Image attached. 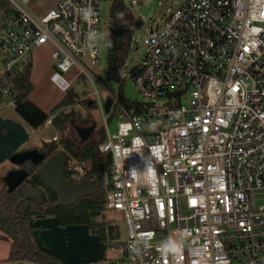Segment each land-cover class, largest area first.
<instances>
[{
  "label": "built area",
  "instance_id": "2783aa9c",
  "mask_svg": "<svg viewBox=\"0 0 264 264\" xmlns=\"http://www.w3.org/2000/svg\"><path fill=\"white\" fill-rule=\"evenodd\" d=\"M30 1L0 0L1 11H11L0 27V104L15 109L12 70L47 43L57 89L67 93L85 77L92 83L105 135L99 171L72 156L66 170L72 182L95 183L109 167L103 210L124 232L102 241L106 263L264 264V0L182 1L143 39L144 55L129 75L141 99L123 93L125 105L116 89L107 113L84 64L99 62L101 0H58L41 14ZM89 7L95 15L86 21ZM79 98L86 104L87 96ZM151 123L157 130L148 142ZM137 137L143 148L127 157ZM170 239L179 251L165 253Z\"/></svg>",
  "mask_w": 264,
  "mask_h": 264
},
{
  "label": "rangeland",
  "instance_id": "374dc122",
  "mask_svg": "<svg viewBox=\"0 0 264 264\" xmlns=\"http://www.w3.org/2000/svg\"><path fill=\"white\" fill-rule=\"evenodd\" d=\"M57 1L58 0H31L26 6L29 9H34L36 14H41L50 6H54ZM182 1L184 0H138L137 6L134 7L130 5L129 0H124L125 7L129 9L133 16L135 31L132 32L131 47L127 53L126 59L123 65L118 69V79L109 80L106 78V50L107 47L112 43V34L108 30V9L111 1L101 0L100 7L103 20L100 26L102 29V34L98 41L99 62L96 65H90L87 62H84L87 71L93 76V83L99 92L100 100L105 101L107 97L114 93L116 89L119 90V88H121L126 99H141L139 93L134 87L133 82L130 80L129 75L135 65L144 55L143 39L150 33V27H161L168 15ZM1 10L2 9H0V27L7 20L6 16ZM53 51L54 47L48 43L40 48H33L12 70V76L27 75V83L30 87V92L27 98L41 110L46 112L48 114V119L53 117L51 123L46 124L45 121L44 124L39 128L31 129L18 116V114L15 112V109L11 108L5 103L0 104V115L20 122L29 134V138L20 145L19 150L41 148L46 143L44 139H50L52 137H57V139L55 141L51 140L47 143H55L59 149H63L62 139L73 135V131L70 129L69 122L65 118V114H68L69 112L73 113V117L76 118L78 122L84 120L87 116H90L94 120L93 122L95 129H99L103 126V119L96 96L92 94V91L94 90L93 85L86 77L81 80L75 79V81L72 83L71 90L75 92L76 99H80V96H87L86 104L88 107H86L85 101L80 103L74 99L72 103H79L81 106V108H78V110H75V108H69L68 105L71 103L68 105L61 104L66 93H63L57 89L48 79L49 74L54 69V61L51 57V53ZM65 76H74V70L66 73ZM108 122L110 130L114 131L117 119H111ZM144 128L150 130L147 141H152L151 134L157 130V126H155V123H151L149 125H144ZM77 132L80 135L84 134L82 128H79ZM10 167V163L7 162L0 164L1 192L5 187L2 176L5 175L7 169H10ZM108 170L109 167L107 164H105L101 174H98V180L94 183L96 189L100 191L99 193L101 197L95 201L97 215L93 221L96 223V226L92 227L91 230L96 231L100 229L103 230L105 234H110V238L114 236L113 239H118L123 237V222L121 220H113V216L115 215L114 212H107L103 210L105 192L108 187ZM94 171L98 173L99 168H95ZM60 210H62V208L57 210V214L61 212ZM82 210L83 209H81V211ZM73 211L75 210L72 209L71 213ZM76 212L79 211L76 209ZM86 215L89 217L88 213ZM111 226L112 231L107 232ZM7 236L8 238L10 237L8 234ZM110 238L107 237V240ZM6 248L7 246L5 245V241L1 238L0 255H4ZM101 262L106 263L104 259Z\"/></svg>",
  "mask_w": 264,
  "mask_h": 264
},
{
  "label": "trees",
  "instance_id": "16d2710c",
  "mask_svg": "<svg viewBox=\"0 0 264 264\" xmlns=\"http://www.w3.org/2000/svg\"><path fill=\"white\" fill-rule=\"evenodd\" d=\"M110 1L111 3L108 9V30L112 34V43L106 50V78L109 80H117L118 69L123 65L130 49L132 39L130 27L133 25V16L129 9L124 6L122 0ZM2 7L3 4H0V9H2ZM2 13L7 19L11 11L7 9L2 11ZM120 14L123 15L121 16ZM13 81L18 88L15 112L31 129L39 128L47 120L48 114L28 100L27 96L30 92V87L27 83V75L13 76ZM118 93L120 101L128 105L130 101L123 98L121 88H119ZM74 97H76V94L70 89L65 94L61 104H70ZM65 118L69 122L73 135L62 139L63 149H59L55 143L46 145V155L49 156L61 152L66 158L72 156L78 160H92L95 170L98 166L96 162H100L101 160L100 154L97 151V145L105 137L103 128L95 129L94 120L90 116L78 122L76 118L73 117V113L69 112L65 114ZM79 128H82L84 131L85 135L83 137L77 132ZM29 172L30 179L23 182L20 187L8 193L5 186L0 194V227L12 240L8 258L4 262L33 261L40 264H66L56 257L39 250L33 240L32 221L38 217L57 216V210L59 208L53 206L57 200L56 193L50 187L46 186L36 173H33L32 170ZM30 183H33L34 188L41 191V202L22 197L21 189L27 187ZM39 187L44 188L45 193ZM26 201L27 205L25 204ZM87 213L89 214L86 209L82 210L80 216L82 220L70 221V219H64L62 222L64 224H69L70 222L88 223L87 220H85L89 218L86 215ZM94 215H97L96 210L94 211ZM95 226L96 223L94 221L89 224L90 228ZM111 231L112 226L107 232ZM92 232L99 234L104 243L107 241V237H111L110 234L107 235V233L105 234V232L100 229ZM104 261L106 262V260ZM90 264L109 263L98 262Z\"/></svg>",
  "mask_w": 264,
  "mask_h": 264
},
{
  "label": "water",
  "instance_id": "95a60500",
  "mask_svg": "<svg viewBox=\"0 0 264 264\" xmlns=\"http://www.w3.org/2000/svg\"><path fill=\"white\" fill-rule=\"evenodd\" d=\"M111 99L104 102V111H109ZM29 138L25 127L9 117L0 116V164L9 161L17 168L9 169L3 176L8 193L17 189L27 178V170L20 167L24 162L34 166L44 160V154L36 149L18 151ZM66 157L57 152L48 157L38 167L36 175L58 195L55 207L74 205L83 196H97L93 182L85 178L79 182L69 183L63 174ZM23 198L41 200V193L34 187L21 189ZM27 205V201L25 202ZM32 236L37 248L66 264L98 263L104 258V243L100 235L91 233L84 223L60 225L58 217H38L32 221ZM0 264H40L33 261L0 262Z\"/></svg>",
  "mask_w": 264,
  "mask_h": 264
},
{
  "label": "flooded vegetation",
  "instance_id": "af4514ba",
  "mask_svg": "<svg viewBox=\"0 0 264 264\" xmlns=\"http://www.w3.org/2000/svg\"><path fill=\"white\" fill-rule=\"evenodd\" d=\"M84 136V134H82V137ZM49 143H45L44 144V146H42L41 148H38V149H36L37 151H39V152H42L45 156H44V160H46L48 157H50L51 155H49V156H47L46 155V153H45V150H46V145H48ZM24 150H27V149H21V150H19V148H18V151H24ZM43 160V161H44ZM66 160H67V158H66ZM43 161L42 162H40L38 165H36V166H34L33 164H31L30 162H24L20 167H18V168H24L25 170H27V178L23 181V182H25L26 180H29L30 179V170H32L33 171V173H36V171H37V169H38V167L43 163ZM5 162H7V163H10L9 161H5ZM10 165H11V167H10V169H14V168H17V166H15V165H13V164H11L10 163ZM9 169H7V171H8ZM7 171H6V173H7ZM5 173V174H6ZM63 174H64V177L67 179V181L69 182V183H73L71 180H70V178H69V175H68V172H67V170H66V161H65V164H64V167H63ZM2 180H3V176H2ZM22 182V183H23ZM93 185H94V183H93ZM6 186V185H5ZM21 186V185H20ZM19 186V187H20ZM27 187H34V184L32 183H30L29 185H27ZM27 187H25V188H27ZM95 187V186H94ZM44 193H45V189L44 188H42V187H39ZM52 189V188H51ZM95 189H96V187H95ZM53 190V189H52ZM97 190V189H96ZM54 191V190H53ZM55 192V191H54ZM40 193H41V191H40ZM56 193V192H55ZM97 196H92V195H88V196H83V197H80V198H78L77 199V201H76V203L74 204V205H71V206H67V207H55L54 205H55V203L57 202V200H58V195H57V193H56V195H57V200H56V202L53 204V206L55 207V208H59V209H61L62 208V210H60L61 212L56 216V217H58V220H59V224L60 225H66V224H64L62 221L64 220V219H66V220H69L70 219V221H78V220H80L81 218H80V216H81V213H82V211H81V209H86V211L87 212H89V218L88 219H85V220H87V222L88 223H85V224H87L88 226H89V224H91L92 222H93V220L95 219V217H96V215H94V211L96 210V208H95V201H96V199H99L100 197H101V195H100V193L97 191ZM32 200H37V201H39V202H41L42 201V194H41V200H38V199H32ZM79 207H80V210H79ZM82 207V208H81ZM58 209V210H59ZM72 209H74L75 211H73L72 213H71V210ZM76 209L79 211V212H76ZM104 209V208H103ZM81 211V212H80ZM82 220V219H81ZM70 223H74V222H70ZM69 223V224H70ZM75 223H78V222H75ZM89 230H90V232H91V228L89 227ZM91 233H93V232H91ZM33 237V236H32Z\"/></svg>",
  "mask_w": 264,
  "mask_h": 264
},
{
  "label": "clouds",
  "instance_id": "9594fccd",
  "mask_svg": "<svg viewBox=\"0 0 264 264\" xmlns=\"http://www.w3.org/2000/svg\"><path fill=\"white\" fill-rule=\"evenodd\" d=\"M94 15L95 13L90 7L82 10V16L86 21L89 20ZM120 15L122 16L123 14H120ZM143 143L144 142L142 138H139V137L135 138L133 141L132 148L125 150L127 152V157H129V155L132 152L140 153L143 148ZM136 174L137 173L135 171L132 172V176H135ZM152 174L153 175L155 174L154 170H152ZM180 248H181V245L179 244V242L175 240H171V239L163 245V250L165 251V253L176 252V251H179Z\"/></svg>",
  "mask_w": 264,
  "mask_h": 264
},
{
  "label": "crops",
  "instance_id": "0c3cea01",
  "mask_svg": "<svg viewBox=\"0 0 264 264\" xmlns=\"http://www.w3.org/2000/svg\"><path fill=\"white\" fill-rule=\"evenodd\" d=\"M2 116V115H0ZM4 117V116H3ZM0 194H1V181H0ZM3 239L5 241V245L7 246L6 251L4 255H0V262L5 261L8 258L9 251H10V244H11V238L9 239L7 234L3 231V229L0 227V239Z\"/></svg>",
  "mask_w": 264,
  "mask_h": 264
},
{
  "label": "snow or ice",
  "instance_id": "6c2138e0",
  "mask_svg": "<svg viewBox=\"0 0 264 264\" xmlns=\"http://www.w3.org/2000/svg\"><path fill=\"white\" fill-rule=\"evenodd\" d=\"M193 203H195V201H193Z\"/></svg>",
  "mask_w": 264,
  "mask_h": 264
}]
</instances>
